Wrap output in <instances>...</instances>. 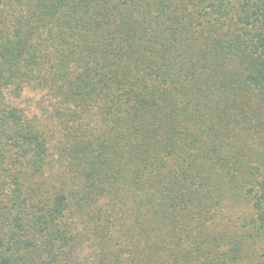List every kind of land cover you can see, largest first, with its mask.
Listing matches in <instances>:
<instances>
[{"label": "trees", "instance_id": "1", "mask_svg": "<svg viewBox=\"0 0 264 264\" xmlns=\"http://www.w3.org/2000/svg\"><path fill=\"white\" fill-rule=\"evenodd\" d=\"M0 170V264H264V0H0Z\"/></svg>", "mask_w": 264, "mask_h": 264}, {"label": "rangeland", "instance_id": "2", "mask_svg": "<svg viewBox=\"0 0 264 264\" xmlns=\"http://www.w3.org/2000/svg\"><path fill=\"white\" fill-rule=\"evenodd\" d=\"M5 97L8 103L23 110L26 116L35 120L38 125L49 126L51 130H54L55 125L58 123L56 119H53L56 111V101L46 91L29 88L18 98H14L11 94L7 93ZM260 254L258 252L256 255H250L252 262L247 261L246 264H260L259 262L262 260V258H259Z\"/></svg>", "mask_w": 264, "mask_h": 264}]
</instances>
